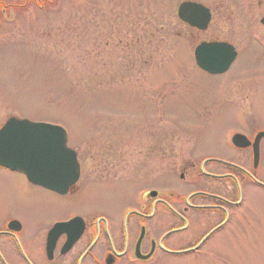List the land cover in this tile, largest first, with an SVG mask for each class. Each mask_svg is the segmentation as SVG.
<instances>
[{"label": "rangeland", "instance_id": "rangeland-1", "mask_svg": "<svg viewBox=\"0 0 264 264\" xmlns=\"http://www.w3.org/2000/svg\"><path fill=\"white\" fill-rule=\"evenodd\" d=\"M185 1L210 10L204 33L178 22L176 9ZM42 7L0 0V126L13 117L61 127L74 150L90 145L91 136L97 145L122 136L129 167L142 161L134 152L154 146L159 158L150 156L149 175L158 178L164 199L200 188L204 160L221 152V160H236L222 156L231 153L239 126L264 128V0H55ZM203 41L234 47L227 73L196 69L192 53ZM135 189L94 188L62 207L99 212L101 199ZM250 194L253 204H264ZM251 257V264H264V252Z\"/></svg>", "mask_w": 264, "mask_h": 264}, {"label": "flooded vegetation", "instance_id": "flooded-vegetation-1", "mask_svg": "<svg viewBox=\"0 0 264 264\" xmlns=\"http://www.w3.org/2000/svg\"><path fill=\"white\" fill-rule=\"evenodd\" d=\"M239 127L233 135L242 137V146L230 144L231 153L222 156L236 160H221V152L212 159L220 162L205 163L197 177L201 187L184 199L158 193V178L149 175L150 156L159 158L154 146L152 152L143 147L134 152L142 161L129 167L122 136H107L99 145V138L91 136L90 145L73 149L78 178L63 193L30 183L22 171L0 167V264H241L246 258L244 264H251L252 254L264 252V204H253L250 194L264 197V136L258 139L254 165V143L264 128ZM121 187L136 188L135 194L101 199L99 212L62 207L91 189ZM119 201L123 208L112 206ZM75 221L79 226L60 231V225ZM80 224L81 234L69 245Z\"/></svg>", "mask_w": 264, "mask_h": 264}, {"label": "water", "instance_id": "water-1", "mask_svg": "<svg viewBox=\"0 0 264 264\" xmlns=\"http://www.w3.org/2000/svg\"><path fill=\"white\" fill-rule=\"evenodd\" d=\"M176 16L181 23L200 32L207 29L211 19L208 9L191 2L181 3ZM260 24L264 26V17ZM235 57L233 47L226 43L201 42L193 51L195 65L209 75L227 72ZM263 136V133L258 134L254 143V165L258 159V139ZM241 139L239 135L233 136L232 144L241 147ZM0 167L22 171L30 183L60 193L65 192L78 178L75 154L66 147L63 129L12 117L0 129ZM58 177L59 182L56 181ZM76 224L79 226V222H70L60 225L59 229L66 232ZM54 231L57 232V229ZM81 232L80 224L76 236L68 239L69 245Z\"/></svg>", "mask_w": 264, "mask_h": 264}, {"label": "trees", "instance_id": "trees-1", "mask_svg": "<svg viewBox=\"0 0 264 264\" xmlns=\"http://www.w3.org/2000/svg\"><path fill=\"white\" fill-rule=\"evenodd\" d=\"M34 1H35L36 5L38 3V4H40V6H42L43 4L44 5L52 4L53 2H55V0H38L37 2H36V0H34Z\"/></svg>", "mask_w": 264, "mask_h": 264}]
</instances>
